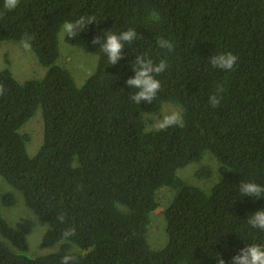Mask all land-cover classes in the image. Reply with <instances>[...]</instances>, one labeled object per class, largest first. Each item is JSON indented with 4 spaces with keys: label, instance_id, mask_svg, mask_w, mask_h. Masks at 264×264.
Segmentation results:
<instances>
[{
    "label": "trees",
    "instance_id": "16d2710c",
    "mask_svg": "<svg viewBox=\"0 0 264 264\" xmlns=\"http://www.w3.org/2000/svg\"><path fill=\"white\" fill-rule=\"evenodd\" d=\"M81 16L95 22L65 40L97 55V66L78 84L59 63L60 33ZM128 29L136 39L109 65L93 37ZM26 36L47 72L19 81L0 71V176L14 188L0 205L21 198L36 219L11 225L0 206V264H60L66 254L75 256L68 264H217L218 255L232 264L245 245H264V231L247 223L264 197L239 191L241 181L264 185V0H19L12 10L0 0V41ZM161 38L171 51L158 46ZM222 52L237 56L233 70L210 64ZM142 54L167 67L156 75V99L139 105L126 80ZM165 104L180 108L184 126L148 129ZM38 110L44 137L31 156L23 127ZM208 154L217 166L196 175L213 181L209 189L177 175ZM163 186L175 195L163 211L169 240L158 249L148 231ZM37 222L47 225L42 244L61 242L58 250L28 254ZM69 228L75 234L65 238Z\"/></svg>",
    "mask_w": 264,
    "mask_h": 264
},
{
    "label": "rangeland",
    "instance_id": "374dc122",
    "mask_svg": "<svg viewBox=\"0 0 264 264\" xmlns=\"http://www.w3.org/2000/svg\"><path fill=\"white\" fill-rule=\"evenodd\" d=\"M59 63L70 69L78 84H83L85 80L95 71L97 66V55L87 53L82 48L71 45L65 40V35L60 33V58ZM8 68L12 71L16 79L25 81L30 78H40L45 75L47 68L41 65L35 54L24 43L5 40L0 41V71ZM176 110L181 112L180 108L174 104H165L162 111L149 116L148 129H155L154 125L158 119L162 118L165 112ZM41 110L27 122L23 130L30 134L28 144V152L31 156L35 155L43 142L44 137V121ZM210 152V151H207ZM210 163V164H208ZM217 164L213 155H206L202 163L192 162L185 167L178 169L177 175L189 183L199 185L204 189H209L213 181L208 179H200L197 177V170L203 165L213 166ZM217 166V165H216ZM210 167V166H209ZM14 189L7 180L0 176V202L2 193ZM21 194V193H20ZM175 190L171 186H163L157 192V198L160 206L152 213V219L148 231V240L153 248H162L168 242V233L166 230L167 222L164 217V208L172 201ZM23 198V196L21 195ZM24 201H18L14 207L1 206V212L11 225H15L23 218H33L34 212ZM47 225L37 222L36 227L28 236L29 251L31 256L43 255L54 252L60 248L61 242L46 246L42 244L43 236L46 232Z\"/></svg>",
    "mask_w": 264,
    "mask_h": 264
},
{
    "label": "clouds",
    "instance_id": "9594fccd",
    "mask_svg": "<svg viewBox=\"0 0 264 264\" xmlns=\"http://www.w3.org/2000/svg\"><path fill=\"white\" fill-rule=\"evenodd\" d=\"M19 0H4V7L8 10L15 9ZM94 18L91 16H81L78 19L71 21L65 20L62 25V34L68 38H75L76 35L85 28L87 24L94 23ZM137 37L134 29H128L120 33L106 32L104 38L95 36L92 39V44H100L101 51L106 55L109 65H116L117 61L124 55V48L126 44H131ZM32 37L26 36L22 39V43L26 47L30 46ZM102 41V42H101ZM160 48H165L171 51L173 44L167 39H159L157 41ZM210 64L214 68L223 69L225 71L233 70L237 62V56L231 52H222L212 55ZM135 69V75L126 80V84L130 85L132 89H136L131 96V100L140 105L141 101L150 103L156 99L157 93L160 90L161 83L156 78V75L165 71L167 62L160 60L159 63H154L152 59L147 58L144 54L137 55L135 63L132 64ZM223 87L218 86L216 93L210 95L209 102L213 107L220 103ZM4 94V88L0 85V95ZM172 126L183 127V117L181 112L171 110L165 112L161 119H158L154 125L156 130H164ZM239 191L243 196H249L254 199L264 197V185L254 181H241ZM165 209V208H164ZM58 219L63 222L64 216L61 215ZM248 225L252 228L264 231V208L252 213L247 220ZM75 234L74 228L66 229L63 232L65 238L71 237ZM217 264H225V261L219 255L216 256ZM74 262L75 256L66 254L61 257L60 264H68L69 261ZM232 264H264V245L251 243L239 249V254L231 257Z\"/></svg>",
    "mask_w": 264,
    "mask_h": 264
}]
</instances>
